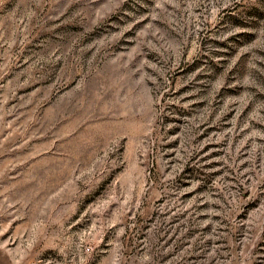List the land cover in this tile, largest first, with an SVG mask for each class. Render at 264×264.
Segmentation results:
<instances>
[{
    "label": "rangeland",
    "instance_id": "374dc122",
    "mask_svg": "<svg viewBox=\"0 0 264 264\" xmlns=\"http://www.w3.org/2000/svg\"><path fill=\"white\" fill-rule=\"evenodd\" d=\"M0 264H264V0H0Z\"/></svg>",
    "mask_w": 264,
    "mask_h": 264
}]
</instances>
